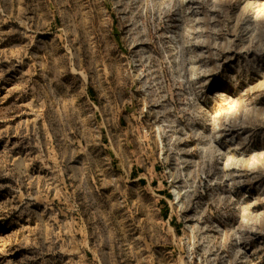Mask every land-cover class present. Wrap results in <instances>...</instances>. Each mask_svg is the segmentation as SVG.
Returning a JSON list of instances; mask_svg holds the SVG:
<instances>
[{"label":"rangeland","instance_id":"1","mask_svg":"<svg viewBox=\"0 0 264 264\" xmlns=\"http://www.w3.org/2000/svg\"><path fill=\"white\" fill-rule=\"evenodd\" d=\"M0 264H264V0H0Z\"/></svg>","mask_w":264,"mask_h":264},{"label":"bare ground","instance_id":"2","mask_svg":"<svg viewBox=\"0 0 264 264\" xmlns=\"http://www.w3.org/2000/svg\"><path fill=\"white\" fill-rule=\"evenodd\" d=\"M217 95H222V97L224 96L223 94H216V96H217Z\"/></svg>","mask_w":264,"mask_h":264}]
</instances>
